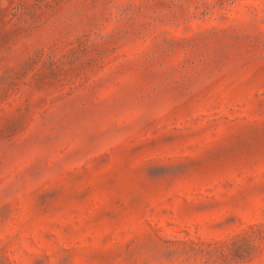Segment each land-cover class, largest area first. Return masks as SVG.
Listing matches in <instances>:
<instances>
[{
  "label": "rangeland",
  "instance_id": "1",
  "mask_svg": "<svg viewBox=\"0 0 264 264\" xmlns=\"http://www.w3.org/2000/svg\"><path fill=\"white\" fill-rule=\"evenodd\" d=\"M0 264H264V0H0Z\"/></svg>",
  "mask_w": 264,
  "mask_h": 264
}]
</instances>
